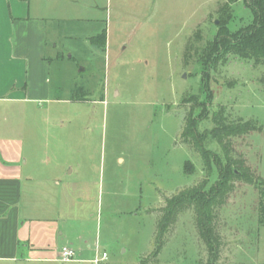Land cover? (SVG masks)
Wrapping results in <instances>:
<instances>
[{
    "label": "rangeland",
    "instance_id": "374dc122",
    "mask_svg": "<svg viewBox=\"0 0 264 264\" xmlns=\"http://www.w3.org/2000/svg\"><path fill=\"white\" fill-rule=\"evenodd\" d=\"M225 1L57 0L60 10L48 31L51 91L46 100L21 103L27 111L26 120L19 118L22 132L1 146L0 162L11 152L26 176L84 184L73 211L94 219L60 222L73 237L96 239L98 256L106 251L108 257L29 264H209L192 207L179 213L159 254L153 251L167 198L208 178L202 156L181 136L190 111L198 116L209 108L201 130L213 127L220 104L230 120L264 123V64L228 53L205 85L200 60L191 53L185 61L196 31L199 45L214 40ZM30 2L40 12V0ZM231 11V31L253 19L243 0ZM103 30L105 50L91 42ZM19 120L15 116L14 125ZM230 140L233 157L264 179V132ZM209 147L223 157L217 142ZM187 160L195 165L190 175ZM218 176L214 166L208 186ZM259 199L255 185L235 181L217 209L225 246L216 264H264Z\"/></svg>",
    "mask_w": 264,
    "mask_h": 264
},
{
    "label": "crops",
    "instance_id": "0c3cea01",
    "mask_svg": "<svg viewBox=\"0 0 264 264\" xmlns=\"http://www.w3.org/2000/svg\"><path fill=\"white\" fill-rule=\"evenodd\" d=\"M59 10L57 0H40V12L30 0H0V149L22 132L19 118L26 120L27 111L20 110L21 103L48 99L49 22L56 20ZM10 153L6 151L0 162V264L55 263L64 247L74 249L78 260L99 257L96 239L66 232L65 223L71 219H94L91 213L73 211L84 184L26 176Z\"/></svg>",
    "mask_w": 264,
    "mask_h": 264
},
{
    "label": "trees",
    "instance_id": "16d2710c",
    "mask_svg": "<svg viewBox=\"0 0 264 264\" xmlns=\"http://www.w3.org/2000/svg\"><path fill=\"white\" fill-rule=\"evenodd\" d=\"M237 1L239 0H226L217 10L219 25L213 41L208 42L205 47L199 45L201 34L198 30L185 46L186 62L191 53L200 60L203 66L205 85L209 78V70L215 68L228 53L252 59L256 65L264 64V0H243L246 7L250 9L253 19L247 25L231 31L228 26L232 18L231 7ZM91 42L105 50L107 31L103 30L98 35L91 37ZM209 112L208 108L195 116L194 111L191 110L181 136L184 142L191 144L202 156L208 178L212 175L213 167L218 168V179L208 186L209 179L207 178L202 184L187 187L167 198L166 205L162 208L161 216L158 218L156 247L153 251L155 256L159 254L165 243V236L177 221L179 213L192 207L195 212L198 235L207 248L208 263L216 264L221 249L225 246V241L217 228V209L226 203L229 194L235 188L236 180H244L259 189L258 220L260 224L264 225V179L257 175L245 160L233 157L230 140L233 136H243L253 131L264 132V123L255 119L230 120L224 114V106L220 104L212 115L213 127L201 130L200 121L204 117L207 118ZM212 142H217L221 147L223 157L209 147ZM184 169L188 175L193 174L195 165L192 161L187 160Z\"/></svg>",
    "mask_w": 264,
    "mask_h": 264
},
{
    "label": "built area",
    "instance_id": "2783aa9c",
    "mask_svg": "<svg viewBox=\"0 0 264 264\" xmlns=\"http://www.w3.org/2000/svg\"><path fill=\"white\" fill-rule=\"evenodd\" d=\"M76 251L74 249H71V248H67V247H64L63 250H62V255H61V259L62 260H65V261H70V260H73L74 258L76 259ZM107 256V253H103L102 254V258H105ZM101 258L99 257H96L94 259V261L96 263H98L100 261Z\"/></svg>",
    "mask_w": 264,
    "mask_h": 264
},
{
    "label": "water",
    "instance_id": "95a60500",
    "mask_svg": "<svg viewBox=\"0 0 264 264\" xmlns=\"http://www.w3.org/2000/svg\"><path fill=\"white\" fill-rule=\"evenodd\" d=\"M215 23H216V24H218V23H219V20H218V19H217V20H215Z\"/></svg>",
    "mask_w": 264,
    "mask_h": 264
}]
</instances>
